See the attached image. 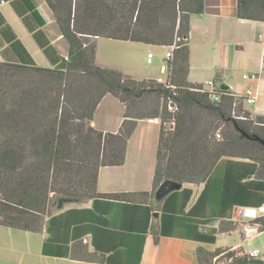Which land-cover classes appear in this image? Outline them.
<instances>
[{
	"label": "trees",
	"instance_id": "obj_1",
	"mask_svg": "<svg viewBox=\"0 0 264 264\" xmlns=\"http://www.w3.org/2000/svg\"><path fill=\"white\" fill-rule=\"evenodd\" d=\"M46 2L69 45V55L52 69L0 63V226L28 232H40L45 227L50 238L43 243V255L73 257L94 264H122L116 246L106 247L103 241L98 244L93 239L94 253L88 252L76 238L72 239L73 249L68 246L69 238L59 242L53 231L55 222L63 217L52 216L50 209H59L61 200L132 203L127 198L150 197L164 181L204 183L203 191L185 217L177 214L186 208L192 195L190 190L171 191L164 198L157 233L153 235L157 242V234L170 236L173 229L180 228L189 239L214 243L213 236L198 232L200 222L196 217L201 213L210 217L212 211L205 209L223 201L222 197L226 198L223 209L242 205L241 199L230 198L232 187L252 175L256 179L264 173V146L254 140L255 137L264 140V118L251 120L247 112L244 120L236 119L231 116L235 98L228 88L222 91L220 102H215L206 92L195 91L201 87L199 84L188 82L189 20L192 14L202 13L203 0H139L128 12L130 23L133 18L135 22L122 29L115 25L117 13L106 0ZM237 3L238 18L264 22V0H237ZM163 16L169 23L161 28ZM90 36L165 48L175 44L172 58L166 61V84L138 81L118 70L99 67L95 63L96 43L90 42ZM106 95L124 106V120L115 134L91 126L96 108ZM149 98L163 100L167 107L173 104L175 112L162 117V107L157 104L154 112L137 114L139 105ZM238 105L242 110L241 103ZM203 118L225 126L221 142L209 138L212 128L198 123ZM141 119L174 123L173 140L165 138L162 132L159 134L152 191L97 193L99 168L123 164L126 143ZM176 139L181 140L183 147L174 148ZM245 186L257 191L263 190L264 183L248 182ZM129 207L146 212L142 232L133 235L131 226H122L128 231L121 243L124 242V257L129 259L123 264H139L153 208L144 204ZM249 223L259 224L263 229L264 217ZM72 225L73 222L64 221L62 230L67 232ZM233 229L231 222H221L216 232ZM96 230L103 233L100 228ZM100 238L106 241L105 237ZM195 254L198 264H214L219 259L226 264H264V255L254 259L241 250L210 252L199 247Z\"/></svg>",
	"mask_w": 264,
	"mask_h": 264
},
{
	"label": "crops",
	"instance_id": "obj_2",
	"mask_svg": "<svg viewBox=\"0 0 264 264\" xmlns=\"http://www.w3.org/2000/svg\"><path fill=\"white\" fill-rule=\"evenodd\" d=\"M237 0H203L201 14H192L189 20L188 47L189 73L187 80L191 84H202L206 80H213L220 87L226 85L233 96H243L247 89L257 92L255 104L248 105L241 102L242 110L248 112L251 118H264V71H261L262 43L261 33L264 22L248 21L237 17ZM97 38L95 63L102 68L118 70L130 77L127 64V41L109 40L106 58L100 59V47ZM142 44V43H141ZM122 45V46H121ZM153 44H146L151 47ZM156 46V45H154ZM162 54L154 55L151 66L158 58V75L153 77H140L142 80H163L166 78L165 54L167 48L159 47ZM151 53L147 50L146 55ZM69 45L62 36L54 20L53 14L48 8L46 0H7L0 6V63L15 65H34L36 67L52 69L61 60L68 58ZM131 62V60L129 59ZM164 67V69H163ZM260 73L257 82L243 80L244 74ZM110 101L116 107L115 111L99 113L102 104ZM119 107V108H118ZM124 120V106L114 97L106 95L98 104L94 113L91 126L103 133L115 134ZM159 119H141L136 122L135 129L129 137L124 162L120 166L101 167L98 171L96 192L99 194L140 193L152 191V181L157 162V150L159 144L160 124ZM236 162L238 159H232ZM244 162V161H243ZM258 177V176H257ZM251 176L242 180L241 184L232 187L230 198L241 199V204L232 209H223V201L214 202L215 206L205 209L212 211L210 217L201 213L198 232L213 236L214 243L199 242L189 239L184 229H173V235H156L160 210L164 198L157 200L156 191L150 197L134 196L127 198L132 203H124L106 199L95 202L86 200L82 202L68 203L59 208L52 216H61L57 220L53 236L60 241H67L69 248L77 239L94 253L93 239L106 247L116 246L119 253V261L123 264L128 261L124 257V242L121 243L125 232L122 228L127 224L136 235L142 232L146 226V212L143 209H133V204L150 206L148 229L145 234V242L142 248L139 264H198L196 250L199 247L213 252L216 249L228 251L258 250L260 256L264 255V228L259 224H250L242 214L243 208H256L264 201V188L257 191L254 188H246L245 183H264V173L258 178ZM188 189L192 192L186 208L177 214L185 217V213L195 203L204 189V183H183L178 190ZM229 194V193H228ZM183 197V196H182ZM262 201V202H261ZM210 203V200L208 201ZM129 205V206H128ZM180 208V203L177 209ZM225 213L224 217L214 215ZM212 215L214 217H212ZM264 217L260 215L259 218ZM49 217L45 219L47 221ZM75 219V221H74ZM73 220V221H72ZM73 222L74 225L62 230V223ZM221 222H231L235 229L218 233L216 232ZM100 228L102 232L96 229ZM216 232V233H215ZM100 237H105L106 241ZM50 238V234L44 227L40 232H28L0 226V264H94L81 261L73 257H60L43 255L42 246Z\"/></svg>",
	"mask_w": 264,
	"mask_h": 264
},
{
	"label": "rangeland",
	"instance_id": "obj_3",
	"mask_svg": "<svg viewBox=\"0 0 264 264\" xmlns=\"http://www.w3.org/2000/svg\"><path fill=\"white\" fill-rule=\"evenodd\" d=\"M106 2L108 3V5H110L115 12L117 13L116 15V26L120 29L125 28L127 26V24L130 23L129 21V13L133 7V5H135V3H139V0H106ZM180 2H176V5H179ZM135 15V14H134ZM128 22V23H127ZM135 22L134 18L132 19V22L130 24H133ZM168 20L166 16L161 17L160 20V27L164 28L168 25ZM129 24V25H130ZM90 42L92 41H96L95 39H89ZM173 41H175V36ZM110 41H107L105 39H101L98 41L99 44V57L100 59H105L106 58V53H107V49H108V45H110L109 43ZM122 46V45H121ZM126 47L125 51L127 54V64H126V69H128V73H130V77L133 79H139L141 76L142 77H146L150 76L153 77L154 75H156L158 73V58L155 60V63L151 66H147L145 61H146V51L149 50L151 51V53H153L154 55H156L158 57V55L162 54L164 50H162L161 48H158L156 46H151V47H146V44H141V43H127V45H124ZM129 59L131 60V62L129 61ZM158 75V74H157ZM159 77H161L163 80L162 81H166L167 79L165 78L164 75H160ZM159 105L161 108L160 110V116L165 117L168 113H173L175 112L172 111L168 107L165 106L166 103L163 100H159L156 98H149L145 101H143L141 103V105H139V110H137V114H141V113H152L155 111L156 105ZM119 108V107H118ZM116 107L113 108V106L111 105L110 101H105V103L102 104V107L99 111V113L102 115L103 113H105L106 111H115ZM165 112H167L165 114ZM244 113V114H243ZM247 113L244 110H240L239 105H235L232 107V111H231V116L235 117L237 115H242V116H246ZM177 113H174V117L176 116ZM194 117H197V115L195 113H193ZM250 119L252 120L253 118L250 117ZM210 121H208V119L203 118L201 121H199L198 123L201 124L200 126H205V127H211L212 130L209 133V138L212 139L214 142H221L223 140V132L225 130V126L221 123H218L217 121L213 120V119H209ZM161 120L159 119V122ZM205 121H207L208 123L206 124ZM212 122V123H211ZM204 123V124H203ZM160 124V132H162L165 136V138L169 139V140H173L172 138V133H173V129H174V124L172 125V121L170 122L169 120H166L164 123ZM219 133L220 134V138L217 139L215 134ZM175 142V143H174ZM173 143L175 144L174 148H179V147H183L181 140L176 139V141L174 140ZM164 158H166V156H164ZM165 159L163 160V162H160L161 164H164ZM66 205V204H65ZM57 209L55 208H51L50 209V213L53 214L55 213ZM214 264H226V261L224 259H219L217 262H215Z\"/></svg>",
	"mask_w": 264,
	"mask_h": 264
},
{
	"label": "built area",
	"instance_id": "obj_4",
	"mask_svg": "<svg viewBox=\"0 0 264 264\" xmlns=\"http://www.w3.org/2000/svg\"><path fill=\"white\" fill-rule=\"evenodd\" d=\"M7 3V0H0V6L4 5ZM90 39H97V37L94 36H90ZM179 41V39H176V42ZM261 43H262V47H263V51H262V60H261V71H264V28L262 30L261 33ZM167 52L165 54V60L168 61L172 58V52L175 49V44H173L172 46L167 48ZM152 58H153V54L152 53H148L146 55V62L147 64H150L152 62ZM68 58L66 57L65 60H67ZM164 69V67H163ZM260 73H255V74H244L243 75V80L248 81V82H257L260 79ZM158 82L162 83V84H166V81H162L159 80ZM201 87L198 89H195V91H199V92H206L208 94V97L215 101V102H220V97L223 94L222 93V89L220 88V86L218 84H216L213 80H206L204 81L202 84H199ZM235 98V102L233 104V106L238 105L241 102H245L248 105H253L255 104L256 100H257V92L253 89H247L245 91V94L243 96H233ZM169 108L174 111L175 108L173 106V104H169ZM234 118L236 119H240V120H244V116L242 115H238L235 116ZM174 123L172 122V125ZM216 138L219 139L220 138V134L216 133L215 134ZM243 216L245 218H247L248 220H254L256 218H258L260 215H264V201L263 203L256 207V208H251V207H246L243 208V212H242ZM247 256L254 258V259H258L260 258V254L258 250H252V251H248L247 253H245Z\"/></svg>",
	"mask_w": 264,
	"mask_h": 264
},
{
	"label": "water",
	"instance_id": "obj_5",
	"mask_svg": "<svg viewBox=\"0 0 264 264\" xmlns=\"http://www.w3.org/2000/svg\"><path fill=\"white\" fill-rule=\"evenodd\" d=\"M223 91H225L228 87L226 85H221L220 87ZM249 138L248 136H246ZM254 140L259 141L262 146H264V140H260L257 137L254 138ZM181 188V184H177L170 181H164L160 184L158 190L156 191L155 198L157 200L164 198L168 193L171 191L179 190ZM71 201H64L61 200L59 202V208L62 206V204H68Z\"/></svg>",
	"mask_w": 264,
	"mask_h": 264
}]
</instances>
